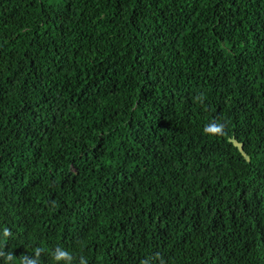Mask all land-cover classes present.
Masks as SVG:
<instances>
[{"label": "trees", "instance_id": "trees-1", "mask_svg": "<svg viewBox=\"0 0 264 264\" xmlns=\"http://www.w3.org/2000/svg\"><path fill=\"white\" fill-rule=\"evenodd\" d=\"M58 246L264 264V0H0V249Z\"/></svg>", "mask_w": 264, "mask_h": 264}, {"label": "clouds", "instance_id": "clouds-1", "mask_svg": "<svg viewBox=\"0 0 264 264\" xmlns=\"http://www.w3.org/2000/svg\"><path fill=\"white\" fill-rule=\"evenodd\" d=\"M197 99L202 100L200 96H197ZM224 129H225L224 124L213 122L205 126L204 132L211 135H219L224 132ZM10 235H11L10 230L5 228L3 231V237L7 239ZM39 255H40V249H37L35 257H29L25 255L21 258L20 264H39ZM52 255H53V260L56 261L57 264L60 261H63L64 264H73L74 257L72 253L59 246L56 247ZM156 256L159 257V253H157ZM0 257H3L5 259L6 264H12V262L15 260L14 253L5 252L2 249H0ZM80 264H87V260L81 258ZM142 264H148V261L145 260L142 262ZM160 264H164L163 259L160 260Z\"/></svg>", "mask_w": 264, "mask_h": 264}, {"label": "water", "instance_id": "water-1", "mask_svg": "<svg viewBox=\"0 0 264 264\" xmlns=\"http://www.w3.org/2000/svg\"><path fill=\"white\" fill-rule=\"evenodd\" d=\"M231 141L238 148V150L242 153V155L245 157V159L249 160L248 154L243 149V144L241 142H238L236 139H233V138H231Z\"/></svg>", "mask_w": 264, "mask_h": 264}]
</instances>
